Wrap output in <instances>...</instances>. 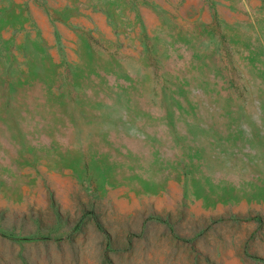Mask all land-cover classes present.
<instances>
[{"label": "rangeland", "instance_id": "obj_1", "mask_svg": "<svg viewBox=\"0 0 264 264\" xmlns=\"http://www.w3.org/2000/svg\"><path fill=\"white\" fill-rule=\"evenodd\" d=\"M255 213L264 0H0V264H161Z\"/></svg>", "mask_w": 264, "mask_h": 264}, {"label": "crops", "instance_id": "obj_2", "mask_svg": "<svg viewBox=\"0 0 264 264\" xmlns=\"http://www.w3.org/2000/svg\"><path fill=\"white\" fill-rule=\"evenodd\" d=\"M256 214L248 223L240 219L212 223L208 214L202 228H193L186 239L174 238L157 259L161 264H264V255H259L264 252V223Z\"/></svg>", "mask_w": 264, "mask_h": 264}]
</instances>
